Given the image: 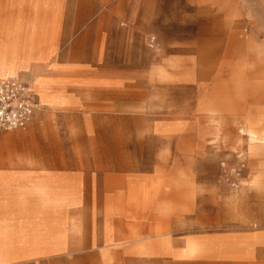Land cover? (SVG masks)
Masks as SVG:
<instances>
[{
    "label": "rangeland",
    "instance_id": "1",
    "mask_svg": "<svg viewBox=\"0 0 264 264\" xmlns=\"http://www.w3.org/2000/svg\"><path fill=\"white\" fill-rule=\"evenodd\" d=\"M212 2L0 3V77L46 59L63 24V50L117 83L114 114L66 152L137 184L134 213L80 197L69 226L47 228L64 251L39 264H264V0Z\"/></svg>",
    "mask_w": 264,
    "mask_h": 264
},
{
    "label": "crops",
    "instance_id": "2",
    "mask_svg": "<svg viewBox=\"0 0 264 264\" xmlns=\"http://www.w3.org/2000/svg\"><path fill=\"white\" fill-rule=\"evenodd\" d=\"M212 3L226 6L232 14L230 6L241 9L248 0ZM70 36L62 24L58 45L46 59L27 60L29 70L13 72L31 82L40 105L23 130H0V264H39L64 251L47 228L69 226L66 212L80 205V197L112 196V207L118 208L122 199L123 209L130 213L136 209L126 198L137 184L121 185L117 174L100 178L84 167L92 163L87 158L66 152L79 148L86 135L96 132L97 118L114 114L116 106L105 96L117 91L114 80L86 75L87 62L79 53L71 47L63 50ZM0 51L5 55L9 50ZM36 76L47 78L48 94V87L40 86ZM40 95H48V101ZM142 216L138 221L118 214L113 218L122 217L132 227L145 221Z\"/></svg>",
    "mask_w": 264,
    "mask_h": 264
},
{
    "label": "built area",
    "instance_id": "3",
    "mask_svg": "<svg viewBox=\"0 0 264 264\" xmlns=\"http://www.w3.org/2000/svg\"><path fill=\"white\" fill-rule=\"evenodd\" d=\"M39 105L31 82L21 75L0 78V130L25 128L32 121Z\"/></svg>",
    "mask_w": 264,
    "mask_h": 264
},
{
    "label": "bare ground",
    "instance_id": "4",
    "mask_svg": "<svg viewBox=\"0 0 264 264\" xmlns=\"http://www.w3.org/2000/svg\"><path fill=\"white\" fill-rule=\"evenodd\" d=\"M16 75H17V74H15V73H13V72H5L1 78H4V77H6V76H16ZM31 89H32V86H31ZM32 91H33V90H32Z\"/></svg>",
    "mask_w": 264,
    "mask_h": 264
}]
</instances>
